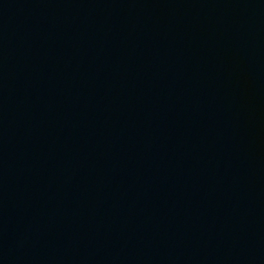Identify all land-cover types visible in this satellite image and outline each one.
<instances>
[{"label": "water", "instance_id": "obj_1", "mask_svg": "<svg viewBox=\"0 0 264 264\" xmlns=\"http://www.w3.org/2000/svg\"><path fill=\"white\" fill-rule=\"evenodd\" d=\"M0 264H264V0H0Z\"/></svg>", "mask_w": 264, "mask_h": 264}]
</instances>
